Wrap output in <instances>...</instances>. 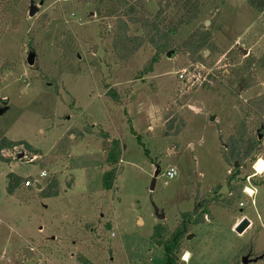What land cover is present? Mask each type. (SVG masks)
<instances>
[{
	"label": "rangeland",
	"instance_id": "obj_1",
	"mask_svg": "<svg viewBox=\"0 0 264 264\" xmlns=\"http://www.w3.org/2000/svg\"><path fill=\"white\" fill-rule=\"evenodd\" d=\"M106 1L0 0V141L41 151L1 153L11 164L0 162V264H164L154 228L164 226L169 237L195 204L203 223H189L179 264H242L244 257L264 264V138L239 170L223 158L241 123L256 136L264 126V112L250 104L264 97L262 77L251 69L250 89L230 85L249 56H264V13L247 0H203L199 18L173 37L167 52L175 55H161L147 72L155 54L149 45L115 54L111 36L121 11L117 0ZM145 1L151 15L165 4ZM129 28L132 37L144 35L139 25ZM196 31L210 32L221 54L205 50L197 59L184 50ZM79 132L86 134L80 139ZM113 140L122 156L112 190L104 191L105 146ZM172 167L178 175L169 180ZM10 173L39 181L42 190L56 180L59 195L42 198L37 186L22 185L9 196ZM243 219L251 227L239 235Z\"/></svg>",
	"mask_w": 264,
	"mask_h": 264
},
{
	"label": "trees",
	"instance_id": "obj_2",
	"mask_svg": "<svg viewBox=\"0 0 264 264\" xmlns=\"http://www.w3.org/2000/svg\"><path fill=\"white\" fill-rule=\"evenodd\" d=\"M5 1V0H4ZM84 3L94 4L102 6L107 4L106 0H82ZM164 0L163 8H160L155 15L145 13L144 9L146 7L145 0H117V8L120 10V18L117 19L114 31L111 36L112 48L116 55L123 57L124 55L136 54L144 46H150L154 49L155 54L150 61L149 68L147 72H152V68L158 63V59L161 55L167 53V51L175 46L173 37L177 35L178 31L182 27L190 26L195 22L200 14L203 5V0ZM163 2V0H160ZM248 6L255 12L261 14L264 13V0H247ZM100 6V7H101ZM168 10H175L176 15L174 17L165 16V12ZM102 13V10L99 9ZM107 15L111 16V12ZM6 19L0 14V37L3 33V27L5 26ZM129 25H139L143 31V36L132 37L129 35L130 28ZM184 50H187L192 55L196 56L197 59H201L199 56L201 52L205 50L213 51L221 54L217 51L214 42L211 40L210 32H193L186 42L183 44ZM234 55V51L230 52ZM241 55V52L238 51ZM251 69L256 70V75H260L262 80H264V56L257 60L253 56H249L244 66H240L233 70V76L230 85L235 88L238 92L240 89L248 90L250 89L255 81L252 80ZM108 96L117 101V96L114 93L108 94ZM251 106L257 110H262L264 112V97L257 98L251 101ZM252 131L244 123H241L240 131H238L237 136L231 138L230 155L229 159L226 155L223 158L227 163L234 162L236 168L242 166L243 162L250 158L261 145V140L259 136L261 131H264V126L258 129V135H252ZM86 133L79 132L78 137L81 139ZM240 135V136H239ZM238 137L239 139H236ZM104 139H109L107 136ZM138 141L140 136H138ZM17 147H23L33 156L41 155V151L34 149L26 141H11L3 138L0 141V162L11 164V160L4 158L1 153L5 150H13ZM105 150L106 164L108 170L105 171L102 179V189L104 191L112 190L113 183L117 176V166L121 160L122 148L121 144L117 140L106 142ZM239 155H242L239 157ZM239 175V174H238ZM8 184L6 187V192L9 196H13L14 192L26 181H24L19 176L10 173L7 176ZM232 178H228V183ZM42 198H54L59 195L58 183L56 180L47 181V186L44 190L41 188ZM202 206L195 204L194 210L190 213L182 214V221L176 230L169 235L164 226H157L154 228L153 235L151 237L152 243L156 246L161 247L164 252V264H179V253L183 244L184 239L189 234L191 229L190 224L195 226L197 224L203 223V215L198 214L199 209ZM194 217H197L196 221H193ZM168 237V238H167ZM88 264V263H84Z\"/></svg>",
	"mask_w": 264,
	"mask_h": 264
},
{
	"label": "water",
	"instance_id": "obj_3",
	"mask_svg": "<svg viewBox=\"0 0 264 264\" xmlns=\"http://www.w3.org/2000/svg\"><path fill=\"white\" fill-rule=\"evenodd\" d=\"M36 13V8L35 7H32L31 9H30V12H29V16L30 17H33L34 16V14ZM207 25H209V22H207L206 23ZM96 49H97V47H95L94 48V52H96ZM175 55V51H169V52H167L166 53V57L167 58H171L172 56H174ZM28 64L30 65V66H32L33 64H34V58H33V56H30L29 58H28ZM3 105H7V102H3ZM1 113H2V110H0V115H1ZM215 119H214V117H212L211 118V121H214ZM263 136L262 135H260L259 136V140H263ZM158 174H159V170H156V173H155V175H154V177H153V182H152V187H151V191L153 190V188H154V185H155V183H156V180H157V178H158ZM37 189L38 190H40L41 189V186L40 185H37ZM156 216L158 217V219L159 220H163L164 219V214H160L159 215V211L158 210H156ZM251 227V222L248 220V219H243L236 227H235V232L237 233V234H239V235H243L249 228ZM194 237V235L193 234H191V235H189L188 237H187V239L188 240H191L192 238ZM25 254L27 255V256H32V251L30 250V249H25ZM254 263H256V262H258V259H254V260H252ZM252 261H250L247 257H244L243 259H242V264H249L250 262H252Z\"/></svg>",
	"mask_w": 264,
	"mask_h": 264
},
{
	"label": "built area",
	"instance_id": "obj_4",
	"mask_svg": "<svg viewBox=\"0 0 264 264\" xmlns=\"http://www.w3.org/2000/svg\"><path fill=\"white\" fill-rule=\"evenodd\" d=\"M182 78V77H181ZM178 173H177V170L175 168H169L166 172H165V177L169 180H172L174 179L175 177H177ZM46 177V173L45 172H41L40 173V178H44ZM39 181H31V180H27L24 185L26 187H32V186H37L39 185L38 183Z\"/></svg>",
	"mask_w": 264,
	"mask_h": 264
},
{
	"label": "bare ground",
	"instance_id": "obj_5",
	"mask_svg": "<svg viewBox=\"0 0 264 264\" xmlns=\"http://www.w3.org/2000/svg\"><path fill=\"white\" fill-rule=\"evenodd\" d=\"M247 193H249V194H252V191L250 190V189H247V191H246ZM189 258H190V256H189V253H186L185 255H184V261L185 262H187V261H189Z\"/></svg>",
	"mask_w": 264,
	"mask_h": 264
}]
</instances>
